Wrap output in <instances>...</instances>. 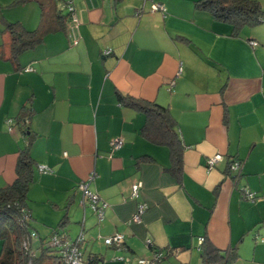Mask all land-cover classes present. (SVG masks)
<instances>
[{"label": "crops", "instance_id": "obj_1", "mask_svg": "<svg viewBox=\"0 0 264 264\" xmlns=\"http://www.w3.org/2000/svg\"><path fill=\"white\" fill-rule=\"evenodd\" d=\"M13 1L0 0V187L15 177L26 140L16 117L31 99L37 166L27 207L39 243L66 215L59 231L69 238L71 226L83 231L84 256L101 264H139L156 249L165 257L150 264H199L203 236L237 250L231 264H264V34L244 26L233 35L197 0H67L78 42L67 25L15 64L5 22L34 29L40 10L35 0ZM118 92L168 106L184 145L181 183L165 170L168 148L141 136L144 114L121 104ZM116 137L123 144L112 149ZM215 154L221 159L210 167ZM234 160L241 163L235 181L228 170ZM81 181L106 203L101 221L82 202ZM139 201L146 206L141 222H128ZM116 233L121 246L104 243Z\"/></svg>", "mask_w": 264, "mask_h": 264}, {"label": "trees", "instance_id": "obj_2", "mask_svg": "<svg viewBox=\"0 0 264 264\" xmlns=\"http://www.w3.org/2000/svg\"><path fill=\"white\" fill-rule=\"evenodd\" d=\"M26 1L30 0H14L12 5ZM35 1L40 10L39 23L36 28L27 29L19 21L5 22V29L10 35L8 59L15 64L18 63L21 53L42 43L46 35L65 30L67 25L70 27L71 42L74 38L78 40L77 26L72 28L74 25L72 17L74 15L77 17L72 1ZM113 1L120 2L121 0ZM70 7L73 10H70ZM195 7L208 10L215 19L229 23L232 26L233 35H237L238 31L246 25L256 26L264 22V11L257 0H197L195 1ZM27 68L29 69V67ZM117 98L121 104L144 114L145 121L139 129V133L149 142L168 148L171 165L165 170L177 182L181 183L184 145L177 129V121L172 116L168 106L142 98L122 95L119 92ZM30 102L31 99L21 107L16 117L17 122L22 124L26 140L17 153L14 167L15 177L10 183L0 187V264H60L56 249L50 244V238L56 233L65 235L59 229L66 226V215L61 218L57 228L49 238L46 240L44 238L40 239L39 246L34 250L32 249L30 234L33 228L31 213L27 207V199L30 185L35 179L37 163L31 155L36 133L29 128L30 119L35 112L30 106ZM139 158L143 159L147 156L143 155ZM231 163L228 170L232 172L231 177L235 181L241 175V166L237 171H232L230 169ZM23 241H28L27 244L30 243L33 255H30L23 248ZM200 249L201 259L199 264H231L238 257L237 250H221L204 236L200 243ZM164 257L165 255L159 261L152 263H159ZM86 258L88 264H99L100 260L94 254L90 253ZM29 260L30 263H28Z\"/></svg>", "mask_w": 264, "mask_h": 264}, {"label": "built area", "instance_id": "obj_3", "mask_svg": "<svg viewBox=\"0 0 264 264\" xmlns=\"http://www.w3.org/2000/svg\"><path fill=\"white\" fill-rule=\"evenodd\" d=\"M146 1V0H143ZM152 9L153 10H164V6L160 3H153L152 4ZM70 10H73L72 7H70ZM72 21L74 22L73 27L77 26V17L74 15L72 17ZM78 42V40L76 38L73 39V44H76ZM251 45L255 46L257 45V41L255 40H250L249 41ZM104 54H109L111 53V49H105L103 51ZM11 119L7 120V123H10ZM123 144V139L121 137H116L113 138L110 141V145L112 147V149H118L121 147V145ZM219 159H221V155L220 154H215L212 157H209L208 159V165L211 167L213 166ZM240 162L239 161H233L230 165V169L232 171H237L240 167ZM39 171L41 172H47L49 169L46 166L43 165H39L38 166ZM92 175H91V179H92ZM89 182L88 181H81L78 184L79 189L82 192V202L84 203L85 201L89 204L91 210L93 211L94 215L97 217L98 221H101L103 219L104 216V211L106 208V203L104 201H102V199L100 198V196L92 191L89 187H88ZM141 188V182L140 181H135L132 183L131 185V197L134 199H137L139 197V191ZM244 197L246 199H250L253 200L255 198V193L251 192V191H246L244 192ZM145 204L141 201H139L137 203V208L135 213L133 214V216L131 217V219L128 222H141L142 219V214L145 211ZM82 222L84 221V216L82 218ZM34 233L32 232L30 234L31 238L33 237ZM84 233L83 231H80V233L74 237V239H71L69 237H67L64 234L61 233H56L53 234L50 238V244L51 246L56 249V253H57V257L60 261V264H88L87 258L84 256V252L82 249V244L84 243ZM104 243L106 244H116L118 246L122 245L123 242V235L120 233H116L112 236L106 237L104 238ZM199 241H202V237L199 238ZM28 241H23V248H25L27 250V252L30 255H33V251H31L30 249V243L27 244ZM147 245H152L150 243L149 240L146 241ZM163 252L161 250H154L153 251V256L150 260L148 259H139L138 263L139 264H148V263H152L155 261H159L160 258L163 256ZM28 263H30V260L28 261ZM101 264V263H99Z\"/></svg>", "mask_w": 264, "mask_h": 264}, {"label": "rangeland", "instance_id": "obj_4", "mask_svg": "<svg viewBox=\"0 0 264 264\" xmlns=\"http://www.w3.org/2000/svg\"><path fill=\"white\" fill-rule=\"evenodd\" d=\"M257 1L260 2L261 7H262V9L264 11V0H257ZM245 27H247V29H254V30H257V31H261V33L264 34V22H261L260 24H258L256 26H247L246 25ZM260 42H262V41H260ZM262 43L264 44V42H262ZM262 43H260V44H262ZM71 227H72L71 228L72 231L70 233V236H71V239H74V237H76L80 232L79 233L77 232L78 234L76 233V231L79 229L76 226H71ZM32 232L34 233V235L32 237V249L34 250V249L37 248V245H38L39 241H38V238H37L38 234H37L36 230L32 229ZM0 250H1V242H0Z\"/></svg>", "mask_w": 264, "mask_h": 264}]
</instances>
